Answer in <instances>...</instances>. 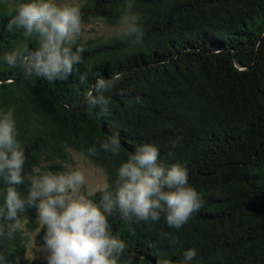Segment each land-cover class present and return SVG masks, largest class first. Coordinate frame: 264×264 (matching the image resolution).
<instances>
[{
    "label": "trees",
    "instance_id": "obj_1",
    "mask_svg": "<svg viewBox=\"0 0 264 264\" xmlns=\"http://www.w3.org/2000/svg\"><path fill=\"white\" fill-rule=\"evenodd\" d=\"M17 2L0 0V56L37 47L21 31L6 30ZM55 2L80 5L82 33L97 24L115 28L124 9V0ZM133 11L142 43L131 45L117 33L81 35L83 62L66 80H27L20 68L0 63V110H13L26 158L18 190L26 194L34 167L63 171L75 152L101 169L114 191L120 165L140 145L154 144L166 167L187 169L202 206L178 230L167 227L163 214L157 222L129 224L118 210L105 213L110 234L126 244L120 264H181L188 249L197 253L191 264H264V0H134ZM114 73L122 79L103 93L107 110L85 103L92 84ZM114 133L119 153L99 150ZM94 145L97 154L89 155ZM102 195L88 198L100 205ZM21 218L32 230L36 209ZM0 226L7 232V224ZM26 242L22 229L0 239V264H47L26 260Z\"/></svg>",
    "mask_w": 264,
    "mask_h": 264
},
{
    "label": "clouds",
    "instance_id": "obj_2",
    "mask_svg": "<svg viewBox=\"0 0 264 264\" xmlns=\"http://www.w3.org/2000/svg\"><path fill=\"white\" fill-rule=\"evenodd\" d=\"M134 0H124L123 14L115 26L117 35L131 45L142 43L143 29L140 17L133 11ZM10 13L6 30L14 28L23 37L34 40L37 47H15L0 56V63L20 68L27 80L44 79L49 82L68 79L83 62L84 46L77 45L82 35V14L79 4H57L55 0H20ZM90 70V69H89ZM122 79L121 73L99 78L84 94V102L107 110L109 99L103 95ZM80 82L87 80L81 73ZM140 102V98H136ZM13 110H0V180L7 186L0 189V239H11L24 227L22 214L34 207L40 229H44L43 251L47 264H120L126 249L123 240L109 232L108 216L118 210L120 219L129 224L157 222L164 215L169 229H180L202 206L200 194L189 184L187 169L179 164L166 167L160 162V153L154 144H142L117 169L115 190L105 185L101 204L80 194L87 184L85 172L67 162L63 171H43L33 168L26 194L18 190L25 183L22 174L25 165L24 149L17 139ZM99 150L119 153L118 134L99 142ZM175 146V145H173ZM95 145L88 149L96 155ZM171 155V153H169ZM25 222L26 218H23ZM41 231V230H40ZM38 231V233L40 232ZM37 233V234H38ZM166 239L171 233H161ZM170 244L177 240L172 238ZM196 250L183 253L181 264H191ZM4 258L0 257V261ZM6 264V262H5ZM157 264H172L158 260Z\"/></svg>",
    "mask_w": 264,
    "mask_h": 264
},
{
    "label": "rangeland",
    "instance_id": "obj_3",
    "mask_svg": "<svg viewBox=\"0 0 264 264\" xmlns=\"http://www.w3.org/2000/svg\"><path fill=\"white\" fill-rule=\"evenodd\" d=\"M91 28L94 30H92L89 33ZM114 33H117L116 28H107V27H103L101 24H97V26L88 27L82 33V36L96 35V34L111 35ZM72 160H73V164H72L73 168L76 167L81 168L85 172L87 177V184L83 189H81L80 194H83L88 197L94 194L95 192H97L95 191V189L104 188V186L106 185V177L101 169L95 167L87 159H85L83 156L75 152H72ZM24 222H22L24 224L22 230L25 232V236L27 237L26 252H25L26 260L39 261V262L45 260L47 257V253L42 250L44 244L42 237L44 235L45 230L40 229L37 219H36V226L32 230L26 228ZM38 231L40 232L38 233Z\"/></svg>",
    "mask_w": 264,
    "mask_h": 264
}]
</instances>
